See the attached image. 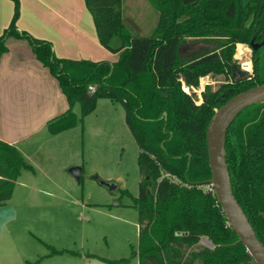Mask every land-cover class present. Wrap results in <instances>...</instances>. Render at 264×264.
Wrapping results in <instances>:
<instances>
[{
	"label": "trees",
	"instance_id": "16d2710c",
	"mask_svg": "<svg viewBox=\"0 0 264 264\" xmlns=\"http://www.w3.org/2000/svg\"><path fill=\"white\" fill-rule=\"evenodd\" d=\"M14 1L13 19L0 36V57L9 36L28 37L56 76L70 107L49 122L52 133L82 122L101 98L125 109L142 172L133 203L139 248L132 256L140 264H257L207 187L212 177L207 132L220 106L264 83V0H150L159 17L149 35L133 34L125 25L123 0H86L100 42L119 53L115 62L57 57L50 43L19 32L21 4ZM240 43L252 49V73L235 59ZM208 75H224L225 82L216 90L206 85L198 104L184 86L200 88ZM78 103L81 116L74 111ZM226 156L234 194L264 243V102L244 109L230 125ZM28 168L18 148L0 140V206L9 203ZM204 237L213 246H202Z\"/></svg>",
	"mask_w": 264,
	"mask_h": 264
},
{
	"label": "rangeland",
	"instance_id": "374dc122",
	"mask_svg": "<svg viewBox=\"0 0 264 264\" xmlns=\"http://www.w3.org/2000/svg\"><path fill=\"white\" fill-rule=\"evenodd\" d=\"M123 11L136 35H149L159 17L150 0H123ZM235 59L243 71L245 64L251 66L247 72H253L249 45L238 44ZM224 82V75H208L201 78L202 89L197 91L201 95L206 85L216 90ZM75 111L81 116L80 103ZM87 116L78 127L80 136L84 128L87 149L83 152L80 142V160L85 163L81 178H75L69 193L52 191L62 203L58 206L55 198L37 188L33 197L39 199L25 208L17 203L21 192L14 195L12 201L19 210L0 236V264H110L103 258H129L127 264H140L139 257L132 256L133 248H139V214L133 206L142 180L139 145L125 121L122 104L106 98ZM100 179L116 181L118 188L111 191ZM201 245L213 246L206 237Z\"/></svg>",
	"mask_w": 264,
	"mask_h": 264
},
{
	"label": "crops",
	"instance_id": "0c3cea01",
	"mask_svg": "<svg viewBox=\"0 0 264 264\" xmlns=\"http://www.w3.org/2000/svg\"><path fill=\"white\" fill-rule=\"evenodd\" d=\"M20 4L19 32L50 43L57 57L95 62L118 60L119 53L100 42L86 0H20ZM125 11L128 12L126 8ZM14 12V0H0V36L9 27ZM123 17L132 31L124 11ZM127 17L133 18L132 15ZM6 43L8 50L0 57V140L18 148L32 167L21 171L9 202L21 192L17 203L25 208L39 199L33 197V191L40 190L55 198V206H58L62 203L52 191L69 193L76 181L72 168H81L80 178L85 171V163L80 160V142L82 151L86 149L84 128L82 136L78 130L80 123L58 133L49 130V122L69 109L67 96L56 76L35 55L28 37L9 36ZM197 95L200 102L201 95ZM104 99L98 100L97 107ZM17 203L13 202L18 209Z\"/></svg>",
	"mask_w": 264,
	"mask_h": 264
},
{
	"label": "water",
	"instance_id": "95a60500",
	"mask_svg": "<svg viewBox=\"0 0 264 264\" xmlns=\"http://www.w3.org/2000/svg\"><path fill=\"white\" fill-rule=\"evenodd\" d=\"M196 98L199 99L200 96L196 95ZM262 102H264V83L239 92L216 110L207 132L209 162L212 170L209 183L214 187V193L229 219L232 230L239 237L237 242H242L246 246L257 264H264V243L258 237L249 217L234 194L226 156V134L230 125L244 109ZM71 171L76 178H80L81 168L75 167ZM100 182L111 191L118 188L116 181L100 179ZM16 217L17 209L12 203L0 206V236L5 225Z\"/></svg>",
	"mask_w": 264,
	"mask_h": 264
},
{
	"label": "built area",
	"instance_id": "2783aa9c",
	"mask_svg": "<svg viewBox=\"0 0 264 264\" xmlns=\"http://www.w3.org/2000/svg\"><path fill=\"white\" fill-rule=\"evenodd\" d=\"M244 65H245V64H244ZM244 65H243V69H244L245 71H250L251 66H250V68H247V67H245ZM91 88H93V87H91ZM184 88H185V90L188 91V92L192 91L193 93H196V94L198 93L197 89L194 88V87H189V86H186V85H185ZM201 89H202V88H200V91H201ZM196 102H197V100H196ZM197 103L200 104V102H197ZM167 175L169 176L170 174L168 173ZM207 187L210 188V189H212V190L214 191V187L212 186V184L207 185Z\"/></svg>",
	"mask_w": 264,
	"mask_h": 264
},
{
	"label": "flooded vegetation",
	"instance_id": "af4514ba",
	"mask_svg": "<svg viewBox=\"0 0 264 264\" xmlns=\"http://www.w3.org/2000/svg\"><path fill=\"white\" fill-rule=\"evenodd\" d=\"M244 72H247V71L244 70Z\"/></svg>",
	"mask_w": 264,
	"mask_h": 264
}]
</instances>
